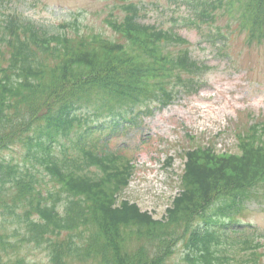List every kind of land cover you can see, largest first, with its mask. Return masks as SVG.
Segmentation results:
<instances>
[{
	"label": "trees",
	"instance_id": "trees-1",
	"mask_svg": "<svg viewBox=\"0 0 264 264\" xmlns=\"http://www.w3.org/2000/svg\"><path fill=\"white\" fill-rule=\"evenodd\" d=\"M5 2L0 264H32V249L48 264H264V233L236 219L264 185V116L237 131L238 153L185 151L179 191L160 218L119 200L132 157L93 137L134 120L142 105L150 112L151 102L198 90L207 68L191 57L182 27L207 23L221 38L231 28L247 46L264 45V0H176L188 13L168 28L144 20L146 4L114 0L102 20L114 38L65 22L39 26ZM15 146L18 160L1 155Z\"/></svg>",
	"mask_w": 264,
	"mask_h": 264
},
{
	"label": "rangeland",
	"instance_id": "rangeland-1",
	"mask_svg": "<svg viewBox=\"0 0 264 264\" xmlns=\"http://www.w3.org/2000/svg\"><path fill=\"white\" fill-rule=\"evenodd\" d=\"M9 1L3 3L7 11L13 5L11 10L15 9L36 25L49 28L61 22L74 23L80 32L98 31L112 36L102 22L112 9V0ZM133 1L147 5L144 20L156 21L166 28L174 24L172 15L180 18L186 14L184 6L177 10L176 3L169 0ZM213 31V27L209 29L205 24L200 31L180 29L190 42L192 56L210 66L209 71L198 77L199 90L181 91L166 106L149 103L151 112L142 113L133 122L120 126L117 132H112L111 144L107 145L111 149L127 148L134 159L131 182L122 193L124 199L154 217L164 214L178 191L183 153L187 149L212 145L218 152H236L238 128L246 129L264 115V48L245 46L242 35H236V31L228 35L227 44L223 45L221 39L213 43L206 35ZM140 110L146 111V107L141 106ZM1 155L18 160L21 149L15 146ZM263 193L264 190L259 189L258 196L245 204L242 217L262 233ZM2 222L3 215H0V224ZM25 255L32 264H48L41 249H32ZM175 259H179V254Z\"/></svg>",
	"mask_w": 264,
	"mask_h": 264
}]
</instances>
